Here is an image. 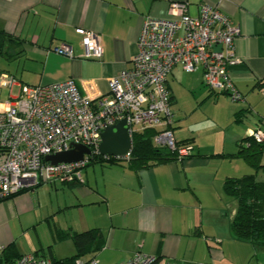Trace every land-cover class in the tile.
<instances>
[{
	"label": "crops",
	"instance_id": "0c3cea01",
	"mask_svg": "<svg viewBox=\"0 0 264 264\" xmlns=\"http://www.w3.org/2000/svg\"><path fill=\"white\" fill-rule=\"evenodd\" d=\"M183 1L192 16L203 3L218 5L239 26L241 62L230 73L245 99L213 92L202 69L174 68L172 129L178 142H191V156L141 168L127 159L91 162L83 181L46 182L0 201V257L10 244L15 258L31 252L71 257L73 233L97 228L102 237L79 259L119 264L142 250L188 263L264 264V245L232 232L238 201L226 191L231 177L255 173L264 180V167L220 155L236 153L264 120V0H0V29L15 40L0 57V80L4 73L29 85L74 78L92 98L107 94L110 79L133 67L144 18L169 16L172 3ZM80 27L99 34L101 59L82 56ZM64 42L75 58L54 51ZM8 89L0 109L20 93L19 85Z\"/></svg>",
	"mask_w": 264,
	"mask_h": 264
},
{
	"label": "built area",
	"instance_id": "2783aa9c",
	"mask_svg": "<svg viewBox=\"0 0 264 264\" xmlns=\"http://www.w3.org/2000/svg\"><path fill=\"white\" fill-rule=\"evenodd\" d=\"M85 47L83 57L101 59L104 47L99 34L77 28ZM241 30L218 5L203 3L199 13H189V2H174L170 15L146 16L134 55L133 67L122 70L109 81L107 94L92 98L84 94L74 78L45 85H29L4 73L1 85L20 86V93L0 109V201L46 182L83 181V170L100 154L102 131L126 118L133 134L148 128L157 130L154 145L177 152L180 158L192 154V145H179L173 132L175 114L168 78L176 67L192 73L202 69L205 84L217 93H226L232 101H243V93L231 77L230 69L241 59L235 40ZM58 54L75 58L72 45L54 48ZM264 142L262 126L250 134ZM83 144L92 153L83 161L51 164L46 156ZM133 147V140H132ZM132 151V150H131ZM104 156L107 160L129 159ZM52 259L39 252L23 254L14 264H50ZM76 264H98L93 257L77 259ZM119 264H214L188 263L161 259L138 250Z\"/></svg>",
	"mask_w": 264,
	"mask_h": 264
},
{
	"label": "trees",
	"instance_id": "16d2710c",
	"mask_svg": "<svg viewBox=\"0 0 264 264\" xmlns=\"http://www.w3.org/2000/svg\"><path fill=\"white\" fill-rule=\"evenodd\" d=\"M13 36L4 29H0V57L14 42ZM17 43V42H16ZM18 45V43H17ZM157 130L148 128L133 134L131 156L127 159L133 167H147L153 164L166 162L178 158L175 151L167 147L154 145L153 137ZM189 141H180L179 145L190 144ZM264 154V142L256 141L251 135L243 139L236 153L220 154L224 157L241 156L248 160L255 168L264 167L261 164ZM191 156V155H190ZM189 157V156H188ZM123 160L111 158L107 160L103 155H94L92 162L119 164ZM226 191L238 201V210L231 223V230L240 239L248 240L256 245H264V180H258L256 174L243 177H231L226 182ZM77 247L75 255L67 258H56L50 253L45 254L52 259L50 264H76V260L90 251L91 245L102 237L97 228L75 232L72 235ZM0 264H14L21 257H14L15 248L12 244L3 249Z\"/></svg>",
	"mask_w": 264,
	"mask_h": 264
},
{
	"label": "water",
	"instance_id": "95a60500",
	"mask_svg": "<svg viewBox=\"0 0 264 264\" xmlns=\"http://www.w3.org/2000/svg\"><path fill=\"white\" fill-rule=\"evenodd\" d=\"M99 152L103 156H127L132 150V136L129 132L127 119H121L106 127L101 133ZM92 150L83 144H73L67 151L58 152L46 156L51 164L74 163L83 161L85 155H90Z\"/></svg>",
	"mask_w": 264,
	"mask_h": 264
},
{
	"label": "rangeland",
	"instance_id": "374dc122",
	"mask_svg": "<svg viewBox=\"0 0 264 264\" xmlns=\"http://www.w3.org/2000/svg\"><path fill=\"white\" fill-rule=\"evenodd\" d=\"M18 89L16 88L15 89V92L17 91ZM14 92V93H15ZM8 99H10V95H9V89L8 88H3L2 90H0V101H7ZM260 174L263 175L262 172H260Z\"/></svg>",
	"mask_w": 264,
	"mask_h": 264
}]
</instances>
